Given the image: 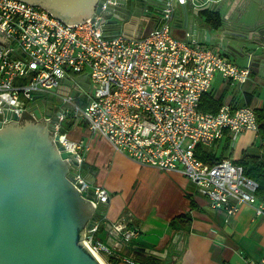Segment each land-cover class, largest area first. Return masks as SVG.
Instances as JSON below:
<instances>
[{"label": "built area", "instance_id": "1", "mask_svg": "<svg viewBox=\"0 0 264 264\" xmlns=\"http://www.w3.org/2000/svg\"><path fill=\"white\" fill-rule=\"evenodd\" d=\"M173 1L184 2L167 0L161 25L133 37L105 34L99 17L67 25L40 6L0 0V32L8 41L0 49V114L7 111L22 118L31 93L56 89L70 74H85L92 86L86 105L56 117L53 140L58 136L57 142L70 154L69 183L79 195L91 196L88 201L94 209L108 199V192L91 185L84 175L87 143L62 133L69 115L82 118L92 134L138 164L179 171L213 209L233 215L248 204L257 217H264V201L256 196L258 185L245 176L242 166L228 158L208 165L195 155L197 146L210 148L226 136L230 144L245 132L257 136L254 109L248 105H222L216 113L200 109V99L211 90L216 75L238 85L247 83L251 57L242 68L217 49L174 36ZM111 2L106 0L102 10ZM71 100L66 97L64 102ZM130 220L114 226L126 243L139 234L128 226ZM98 231L95 221L79 242L98 261L109 264L107 257L113 251L97 238Z\"/></svg>", "mask_w": 264, "mask_h": 264}, {"label": "water", "instance_id": "2", "mask_svg": "<svg viewBox=\"0 0 264 264\" xmlns=\"http://www.w3.org/2000/svg\"><path fill=\"white\" fill-rule=\"evenodd\" d=\"M23 1L48 10L67 25L89 21L94 11L91 19L99 17L105 34H120L136 19L155 23L156 29L167 8V0H112L105 10L106 0ZM173 5L172 28L182 39L217 41L221 49L255 55L264 65V0H184ZM223 9L228 15L236 13L235 19L222 18ZM252 13L253 25L245 26ZM205 14L218 16L220 24L214 25L216 20ZM222 19L227 20L226 28ZM205 26L218 28L220 34L210 38ZM0 44L8 45L1 32ZM63 98L55 89L31 93L26 111L37 120L50 119L48 127L21 121L7 111L0 114V264H100L79 240L85 225L96 221L93 216L88 220L92 212L104 217L109 198L94 209L91 196L79 195L69 183L70 154L57 142L58 136L53 140L56 117L73 109Z\"/></svg>", "mask_w": 264, "mask_h": 264}, {"label": "crops", "instance_id": "3", "mask_svg": "<svg viewBox=\"0 0 264 264\" xmlns=\"http://www.w3.org/2000/svg\"><path fill=\"white\" fill-rule=\"evenodd\" d=\"M219 15L228 17L229 21L236 17V13L228 15L226 9ZM255 18V13L249 14L245 26H252ZM226 25L227 20H223V27ZM154 27L155 23L136 19L121 33L141 37ZM203 29L208 30L210 38L220 34L215 27L208 29L205 26ZM172 32L182 39L176 28H172ZM197 43L219 50L239 67H246L250 61L246 53L239 55L221 49L217 41L205 42L203 38ZM254 56L251 57L247 83L238 85L219 74L214 77L209 92L221 106L263 107L264 65L255 61ZM91 89L87 75L70 74L55 93L63 99L73 96L72 108L82 110L86 105L84 94ZM238 91L242 94L238 95ZM67 118V137L76 142L84 141L89 147L82 165L87 181L93 186L104 187L108 192L104 217L92 212L88 220L95 217L99 222L97 238L113 251L107 257L109 264H129L124 258L135 264H148L152 260L157 264H261L264 260V217H257L252 206L241 205L233 215L213 209L208 199L200 195L195 185L179 171H162L140 165L116 152L104 138L92 134L82 118L71 115ZM215 145L218 146L217 142ZM244 151L234 158L221 155L224 159L236 160ZM181 215L189 217L187 226L177 224L176 228H171V221ZM128 218L132 219L128 226L137 228L139 234L126 243L114 226ZM86 226L84 230L88 228Z\"/></svg>", "mask_w": 264, "mask_h": 264}, {"label": "trees", "instance_id": "4", "mask_svg": "<svg viewBox=\"0 0 264 264\" xmlns=\"http://www.w3.org/2000/svg\"><path fill=\"white\" fill-rule=\"evenodd\" d=\"M206 15H208V18L210 20H216V23L214 25L218 26L220 24L218 16H211L210 14ZM220 106V102L216 101L213 96H211L210 92L204 94L200 99V109L204 112L216 113ZM254 113L256 116V121L258 123L257 138L260 141L259 148L262 150L264 149V105L260 109H254ZM224 141L225 148H227L228 144L230 143V140L226 136ZM195 155L200 161L208 165H214L224 159L221 154L219 156H216L210 148L203 146H197L195 150ZM232 162L242 166L245 176L257 183L258 188L256 190V196L260 200L264 201V154L260 151L257 154L243 153L239 159L232 160ZM188 222L189 217L187 215H181L171 221L170 227L176 228L175 226L177 224H180L185 227L187 226ZM148 264L157 263L152 260Z\"/></svg>", "mask_w": 264, "mask_h": 264}, {"label": "rangeland", "instance_id": "5", "mask_svg": "<svg viewBox=\"0 0 264 264\" xmlns=\"http://www.w3.org/2000/svg\"><path fill=\"white\" fill-rule=\"evenodd\" d=\"M240 94H242V91H238V95ZM84 95L86 96L87 94H84ZM23 121L30 122L29 119H23ZM67 121H68V118H66L65 122L62 123V126H63L61 130L62 133L69 132V128L66 123ZM224 143H225L224 140L217 141L218 146H216L215 145L216 143H215L214 144L215 146L214 145L211 146L210 149L212 150V152H216L218 156L222 154L225 157L231 156L233 158L239 157L243 149H245L243 153H247V154H256L258 153V151H260V149L258 148L260 146V141L257 138V136L255 137V135L251 132L243 133L242 135L237 137L235 140H233L231 144L229 143L227 148H225Z\"/></svg>", "mask_w": 264, "mask_h": 264}, {"label": "flooded vegetation", "instance_id": "6", "mask_svg": "<svg viewBox=\"0 0 264 264\" xmlns=\"http://www.w3.org/2000/svg\"><path fill=\"white\" fill-rule=\"evenodd\" d=\"M23 119H29L30 122H32V123H34V124H37V125H39V126H43V127H48V125H49L47 119L44 118V119H39V120H37V119H35L31 114H29L28 112L24 114V116L22 117L21 121H22ZM21 121H20V122H21ZM51 138H52V137H51Z\"/></svg>", "mask_w": 264, "mask_h": 264}, {"label": "bare ground", "instance_id": "7", "mask_svg": "<svg viewBox=\"0 0 264 264\" xmlns=\"http://www.w3.org/2000/svg\"><path fill=\"white\" fill-rule=\"evenodd\" d=\"M99 263H100V264H106V263H105L103 260H101V259L99 260Z\"/></svg>", "mask_w": 264, "mask_h": 264}]
</instances>
